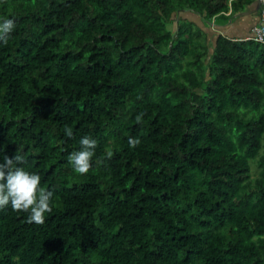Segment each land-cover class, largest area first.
Listing matches in <instances>:
<instances>
[{"label":"trees","instance_id":"trees-1","mask_svg":"<svg viewBox=\"0 0 264 264\" xmlns=\"http://www.w3.org/2000/svg\"><path fill=\"white\" fill-rule=\"evenodd\" d=\"M255 1L0 0V149L53 192L0 264H264V45L207 30Z\"/></svg>","mask_w":264,"mask_h":264},{"label":"clouds","instance_id":"clouds-1","mask_svg":"<svg viewBox=\"0 0 264 264\" xmlns=\"http://www.w3.org/2000/svg\"><path fill=\"white\" fill-rule=\"evenodd\" d=\"M15 27L12 18L0 20V43L7 42ZM246 40V39H245ZM68 137L73 135L71 128L65 129ZM140 143L138 138L129 137L130 148ZM79 150L68 156V162L73 170L85 174L93 167V157L97 147L96 139L84 135L79 140ZM107 158L112 153L106 154ZM24 157L19 152L9 156L0 149V208L10 205L13 211L28 213V221L42 224L45 214L52 211L53 192L41 186V175L23 166Z\"/></svg>","mask_w":264,"mask_h":264},{"label":"crops","instance_id":"crops-1","mask_svg":"<svg viewBox=\"0 0 264 264\" xmlns=\"http://www.w3.org/2000/svg\"><path fill=\"white\" fill-rule=\"evenodd\" d=\"M253 6H250L249 8H252ZM248 8V9H249ZM241 12L236 13L232 18H230L227 21H218L217 24L214 23V21L208 25L207 28L208 32L214 37L211 39V42L213 45L215 44V39L217 34H223L229 38L236 39V40H245L247 37L251 35V29L254 25H256L259 21V12L254 15H240ZM231 10L226 14L230 15ZM181 21H190L197 25H199L198 19L202 20L200 15H197L193 10L186 9L181 15L178 16ZM197 21V22H196ZM214 26V27H212Z\"/></svg>","mask_w":264,"mask_h":264},{"label":"built area","instance_id":"built-area-1","mask_svg":"<svg viewBox=\"0 0 264 264\" xmlns=\"http://www.w3.org/2000/svg\"><path fill=\"white\" fill-rule=\"evenodd\" d=\"M248 39L264 45V8L262 9L258 23L251 29V35L246 38V40Z\"/></svg>","mask_w":264,"mask_h":264},{"label":"water","instance_id":"water-1","mask_svg":"<svg viewBox=\"0 0 264 264\" xmlns=\"http://www.w3.org/2000/svg\"><path fill=\"white\" fill-rule=\"evenodd\" d=\"M252 6H253L252 8H249L246 11L241 12L240 15H254L260 12L264 8V0H256ZM197 23L201 25V27H204V24H202L201 20L198 19Z\"/></svg>","mask_w":264,"mask_h":264},{"label":"rangeland","instance_id":"rangeland-1","mask_svg":"<svg viewBox=\"0 0 264 264\" xmlns=\"http://www.w3.org/2000/svg\"><path fill=\"white\" fill-rule=\"evenodd\" d=\"M257 15V14H256ZM259 18H260V16H259ZM181 23H183V21H181ZM212 27H214V26H212Z\"/></svg>","mask_w":264,"mask_h":264}]
</instances>
